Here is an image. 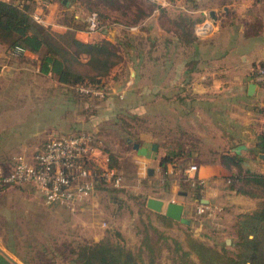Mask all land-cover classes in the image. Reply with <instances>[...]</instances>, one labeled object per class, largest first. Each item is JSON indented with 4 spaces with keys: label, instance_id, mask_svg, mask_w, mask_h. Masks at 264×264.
Segmentation results:
<instances>
[{
    "label": "crops",
    "instance_id": "1",
    "mask_svg": "<svg viewBox=\"0 0 264 264\" xmlns=\"http://www.w3.org/2000/svg\"><path fill=\"white\" fill-rule=\"evenodd\" d=\"M130 1L113 0L122 7L127 5L129 7L127 12L132 8ZM84 5L81 0H67L66 3H62V0H36L34 13L40 15V24L53 34H66L72 31L77 39L84 42L108 39L116 43L122 59L110 73L118 74L120 77L122 71L128 68L130 75V80L126 81L128 85L136 80L138 66L176 68L175 75L169 80H164V85L157 86L152 83L150 92L153 95L160 92V95L168 100L176 99L179 122L185 124L187 128L182 130L187 134L189 131L194 134L190 142L184 143V146L192 149L191 155L179 159L185 166L183 168L168 166L166 178L159 170V161L166 147L147 134L142 135L139 142H135L138 146L136 149L133 146L132 158L138 164V178L145 182V186H138L143 189L144 199L141 200L140 196L138 202L136 200L137 204L133 202L132 211L127 215L123 214L121 217L119 213L113 214L109 219L110 227L120 231L124 239L135 247L139 244V237L133 228L135 226L130 225V222L140 219L139 214L143 211L145 215H149L153 225L165 230L172 237L180 239L178 236L182 237L183 230L189 226L193 235L211 243V229L216 231H213L214 235L228 232L238 215L256 208L259 202L256 198L238 194L228 188L227 177L230 171L224 166L219 155L228 151L237 152L242 157L241 162H247L251 166V171L264 174V152L256 151L257 145L261 142L258 136L264 133V115L258 109L260 98L264 96V89L254 78L255 64L264 62V0H170L168 5L163 7L167 15L181 11L193 19L200 20L194 31L199 42L202 40L203 44L191 46V53L186 59H179L182 58L179 53L172 54L170 48V42L174 39L172 32L157 27L158 24L151 13L143 22L148 35L163 39L162 58L148 57L143 60L131 53L126 55L132 49L123 47L119 42L121 38L119 30L124 27L120 21L125 17L121 16L102 32L90 31L87 23L89 15ZM204 23L208 24L211 30L203 32L202 35L198 29ZM131 25L141 27L138 23ZM7 49L6 43L0 40V66L3 68L0 77V111H11L7 103L10 105L9 102L15 99H38L35 79H40L41 76L50 79L54 77L50 73L40 72L36 54L25 52L18 57H7ZM173 55L178 56L177 62ZM80 58L85 61L88 55L82 54ZM109 76L110 74L103 80H108ZM54 80L58 82L55 77ZM250 83L256 84L253 96L247 94ZM109 88V96L117 94L120 97L128 93L129 89L126 87L116 91L111 86ZM34 111H40L39 107ZM153 144L157 145L156 150L152 149ZM201 147L208 150L201 151ZM21 149L22 152L18 150L19 152L0 157V164L9 169L16 155L21 154L29 158L35 151H29L30 148L26 146ZM191 164L196 165L197 170L186 173L185 170ZM189 179L200 182L199 185L202 187L200 200L192 191L198 183L192 185ZM163 180H165L163 186H153L156 185L154 184L156 181ZM96 191L97 189L81 201L75 211H87L89 214L98 210L92 207L95 205ZM149 197L164 202L162 212L153 211L146 206ZM169 202L183 205V215L190 221L188 225L176 221L177 225L165 228L156 219V213L164 214L165 206ZM199 202L208 205L211 212L198 215L196 207ZM217 218L221 223L220 228L211 227L213 226L211 221ZM88 225L93 226L91 222ZM91 234L90 238L98 242L104 237L105 232L97 230ZM13 253L14 249L0 246V264L25 263Z\"/></svg>",
    "mask_w": 264,
    "mask_h": 264
},
{
    "label": "rangeland",
    "instance_id": "2",
    "mask_svg": "<svg viewBox=\"0 0 264 264\" xmlns=\"http://www.w3.org/2000/svg\"><path fill=\"white\" fill-rule=\"evenodd\" d=\"M88 2V7L103 10V14L107 16V19H103L105 24L110 25L121 16L125 17L120 21L124 27L119 30V42L130 41L129 44L122 45L132 49L126 55L131 53L143 60L148 57L162 58L164 46L160 37H157L156 45L153 44L154 41L147 39L144 18L150 13L153 14L157 27H161L167 23L170 25L168 19L177 20L178 14L181 13L180 11L165 15L163 8H158L148 0H131L132 8L129 13L127 5L122 7L113 0ZM83 7L87 15L94 11L85 5ZM133 23L141 26L135 34L125 28ZM199 43L203 44L202 40ZM170 48L172 54L181 55L182 58L179 59H186L191 53V45L177 44L175 39L170 42ZM173 58L175 62L178 61L177 55H173ZM136 70V80L130 85L126 84V81L130 80L128 68L122 71L120 77L118 74L109 73L108 80H105L106 85L109 84L107 87L111 86L116 91L129 87L128 93L122 97L108 94L106 98L98 99L93 94L81 95L73 85L56 82L54 77L50 79L41 76L40 79H35L34 84L35 91L39 93L38 99H15L9 102L10 105L7 103L11 111H0V157L15 151L22 152L21 148L24 146L33 151L53 135L87 132L95 135L99 145L103 147L104 154L110 157L111 163L124 176L123 186L120 188L113 189L105 185L96 187L94 194L97 195L94 196L95 205L92 207L98 210L89 214L87 211H70L58 205H45L41 195L31 185L0 187V246L14 249L13 254L25 261L24 264H69L70 248L80 242H94L90 238L92 231L103 230L106 234L114 228L109 225L113 214L119 213L121 217L123 214L127 215L132 211L133 202L137 204L140 196L141 200L144 199L143 189L138 186L144 185L145 182L138 178V164L132 158L136 137L151 135L163 146L174 147L179 143L190 142L194 137L192 132L187 134L182 130L187 128L179 122L176 99L168 100L163 98L160 92L154 95L150 92L152 83L157 86L164 85V80H169L175 75L176 68L162 69L160 66L142 65ZM37 107L40 111H34ZM133 114L137 115L136 118L131 117ZM127 136L132 137L129 143H125ZM200 150L208 148L201 147ZM164 182L165 180L156 181L153 186L161 187ZM139 216L140 219H146L143 211ZM90 222L93 226L88 225ZM211 222V227L220 228L218 218ZM130 225L135 226L133 228L136 231L140 227L139 219L133 220ZM189 230L193 233L190 227ZM213 231L216 232L214 229L210 230L211 243H221L229 238L230 242L227 244L233 245L230 233L214 235ZM124 241L128 248H134L130 242L125 239ZM160 262L172 264L165 251L160 257Z\"/></svg>",
    "mask_w": 264,
    "mask_h": 264
},
{
    "label": "trees",
    "instance_id": "3",
    "mask_svg": "<svg viewBox=\"0 0 264 264\" xmlns=\"http://www.w3.org/2000/svg\"><path fill=\"white\" fill-rule=\"evenodd\" d=\"M81 1L85 3V7L96 13L101 32L109 28L110 25L103 22L107 19L103 10L88 7V0ZM35 11L36 0H0V40L6 43L8 49L19 45L26 52L36 54L42 74H52L59 83L73 85L78 93L85 96L93 93L80 91L78 87L90 85L103 91L101 97L93 94L96 98H106L109 89L103 79L122 59L116 43L108 39L84 42L77 39L72 31L53 34L33 18ZM169 20L170 25L167 23L161 27L172 32L177 44L198 46L199 40L194 27L200 20L193 19L186 13H179L177 20ZM144 29L148 32L146 27ZM147 39L154 41L153 44L156 45L157 37L147 35ZM124 43L129 44L130 41ZM124 43L120 42L125 46ZM82 54L88 55L87 60L80 58ZM258 64L254 66V78ZM256 82L264 89V82ZM262 102L264 96L260 98L258 106L264 115ZM136 116L133 114L131 117ZM131 138L127 136L125 143H129ZM136 138L139 142L141 136ZM258 140L261 142L256 151L264 152V133L258 136ZM164 147L166 150L160 158L159 170L166 178L168 166L183 168L185 164H181L179 159L191 155L192 149L181 143L176 147ZM219 158L230 171L227 177L228 188L259 200L256 208L238 215L231 225L228 233L233 238V245H228V241L209 243L195 237L189 226L183 230L182 239L172 237L165 230L153 225L149 215H146V219H139L140 227L136 229L139 244L134 248L125 245L120 231L110 229L98 242L84 241L70 248L69 264H161L160 257L164 251L171 258L172 264H264V174L242 167V157L237 152H223ZM108 166L114 167L110 157ZM193 188L194 195L200 200L201 185ZM155 217L165 228L178 224L164 214L156 213Z\"/></svg>",
    "mask_w": 264,
    "mask_h": 264
},
{
    "label": "built area",
    "instance_id": "4",
    "mask_svg": "<svg viewBox=\"0 0 264 264\" xmlns=\"http://www.w3.org/2000/svg\"><path fill=\"white\" fill-rule=\"evenodd\" d=\"M148 1L153 2L158 8H163L170 0ZM33 18L41 23L39 14L34 13ZM87 23L90 31L99 30L96 13L89 14ZM199 29L202 35L203 32L211 30ZM128 30L137 33L139 28L137 25H130ZM25 52L22 46L16 45L7 49V57H18ZM2 72L3 68L0 66V77ZM255 80L264 82V64L257 65ZM78 89L103 95L102 90L90 85L79 86ZM261 105L264 107V102ZM99 144L95 135L87 132L50 136L32 153L31 157L16 155L9 169L0 164V186L31 185L39 192L45 205H58L75 211L78 204L88 198L98 185L110 188L123 186L122 172L108 166V157ZM196 170L197 166L191 164L185 172ZM189 182L192 185L200 184L193 179H189ZM205 212H211L210 207L199 202L196 213L202 215Z\"/></svg>",
    "mask_w": 264,
    "mask_h": 264
},
{
    "label": "water",
    "instance_id": "5",
    "mask_svg": "<svg viewBox=\"0 0 264 264\" xmlns=\"http://www.w3.org/2000/svg\"><path fill=\"white\" fill-rule=\"evenodd\" d=\"M66 1L67 0H62V3H66ZM209 29H210V26L208 24L204 23L201 26V29H199V30H209ZM255 89H256V84L250 83L248 85V88H247V94L249 96H253ZM133 146L136 149L138 144L135 143ZM156 148H157V145L153 144L152 149L156 150ZM241 165H242V167L247 168V169L251 168V166L247 162H241ZM146 206L149 209H152L153 211L162 212L164 202L162 200H159V199H156L153 197H149L147 199ZM164 215L175 220V221H178V222L186 224V225H188L190 223V221L186 217H184L183 205L180 203H176V202L167 203L165 206V209H164ZM227 241L230 242V239L227 238Z\"/></svg>",
    "mask_w": 264,
    "mask_h": 264
}]
</instances>
